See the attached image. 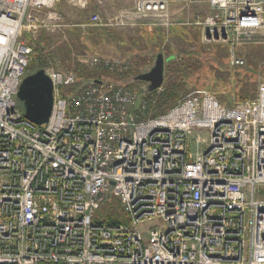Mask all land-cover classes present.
I'll use <instances>...</instances> for the list:
<instances>
[{"label":"built area","instance_id":"2783aa9c","mask_svg":"<svg viewBox=\"0 0 264 264\" xmlns=\"http://www.w3.org/2000/svg\"><path fill=\"white\" fill-rule=\"evenodd\" d=\"M62 1L0 0V264H264V82L233 105L201 89L153 115L161 88L125 86L134 63L100 55L93 66L117 80L82 85L43 68L54 101L36 126L17 98L34 53L24 35L69 27ZM172 1L134 0L109 24L93 14L80 26L170 28ZM177 2L204 4L184 24L205 43L236 47L264 31V0ZM110 194L126 223L94 219ZM156 219L165 227L138 231Z\"/></svg>","mask_w":264,"mask_h":264},{"label":"rangeland","instance_id":"374dc122","mask_svg":"<svg viewBox=\"0 0 264 264\" xmlns=\"http://www.w3.org/2000/svg\"><path fill=\"white\" fill-rule=\"evenodd\" d=\"M65 1L73 5L67 0H63L62 2ZM177 1L178 0H173L171 5L172 20L176 23V25L174 26H181L182 24L186 23V21L189 20L192 15L204 10V4H202L201 2L182 10V4L178 3ZM75 7L86 9L88 7V2L86 0V8L81 7L80 5H77ZM91 12L89 14L90 17L91 14L93 15L94 13L93 11ZM113 17H115V15H113L112 17H108L107 19H103L101 17L103 24H109ZM76 22L77 21L70 23L66 21V23L70 26L59 31H47L44 29H39L35 33L37 37L35 40H33V42L31 40L32 37L30 34H27L26 36L24 35V38L30 40L33 48L37 49L35 53L38 57V65L36 64L30 66L28 74L32 73L34 71V68H38L40 66L45 68L46 66H49L60 71L72 70L77 74V69L87 71L91 74H96V76H99V74H103L106 72L110 75V77H107V75L103 77L102 80H117L114 79L115 77H111L113 75H111L107 70H97V68L92 64V59L95 56L116 55L123 58L128 57L134 63L132 73H130L125 80H121L122 84L129 85V87H137L139 90L144 91L145 89L147 90V83L136 80L137 76H135L134 74L137 71L136 64L139 63L141 65L138 69V74L144 73L149 71L152 65L154 66L156 61L155 55L157 58V54L160 51L165 54V57H168L170 55L179 56L184 52L188 53L194 49L196 50L199 48V46L205 56L211 53H215L217 57H220V60H218L217 63L220 65L223 71H219L216 74L217 79L215 80V83L211 82V84H215L217 86L219 85L220 87L228 85L227 80L229 75L231 73L235 74L234 72L240 70L239 67L243 66L234 64V58L244 60V65H247L248 63L253 64L257 71L261 72V75L264 74V31H262L261 33H255L251 36V39L241 41V44H237L236 47H233L230 44L222 42L205 43L201 30H197L198 32L196 38L194 36V33L193 36L191 35V39L185 40L179 35L175 36L174 34H172L170 29L174 26H171L170 28L152 27V29L160 28L164 31V35L160 36V32H157L153 35V38L151 37L149 32L142 31V25L129 26L132 28H127L126 30L123 27L116 28L111 26H101L100 28L108 29V31H110V39H106V42H102L98 40V35H100L98 30L86 26H80L82 23L80 21L79 23ZM178 23H181V25H179ZM183 26L186 27L185 24ZM42 35H45V37L47 38L48 44L46 45V48H42L37 44ZM198 38H200V44H198ZM81 41H83L85 44H83V42L81 43ZM120 43H122V45H120ZM148 58L150 59V62H146ZM57 66L59 69H57ZM245 67L242 69H245ZM207 68L208 71L214 69V67H212L210 63L201 61V58L192 62L191 67H189L190 73L194 72L197 75H205L200 76L201 81L198 82L199 85L203 83L206 77L207 81L209 80L208 76L210 75L207 74ZM168 77L170 78L169 74ZM165 82L166 81L164 80L163 84H165ZM165 88L166 86L164 87V85H162L161 92H159L158 94L157 103L151 109V113L153 115L163 113L170 108H168V106L170 105V101H167L165 103L162 101L165 95ZM196 89L201 88H195L194 90ZM194 90H191V92ZM217 97L220 99V96ZM18 103L20 108L23 109L22 102L18 101ZM201 136L204 138H209V135L207 133H203ZM195 139L196 134L193 137V141L190 147V150L193 153H195L197 150ZM203 148H205V146L201 145L199 149L202 150ZM119 206V211H121L120 216L127 220L125 216L126 214H124L120 204ZM105 211L106 209L102 208L100 213L104 214L106 213ZM119 211H117V213ZM164 227L165 224L160 219H156L140 225L138 227V231L146 237L151 231Z\"/></svg>","mask_w":264,"mask_h":264},{"label":"trees","instance_id":"16d2710c","mask_svg":"<svg viewBox=\"0 0 264 264\" xmlns=\"http://www.w3.org/2000/svg\"><path fill=\"white\" fill-rule=\"evenodd\" d=\"M170 30L172 34H174L175 36L179 35L181 38L188 40L192 38L191 35L193 36L194 33H195L194 36L196 38L198 32L197 30L199 29L197 27H189V26L184 27L183 25H181V26H174ZM148 32L152 38L153 35L156 34L157 32H160L159 33L160 36L164 35V31L160 28L150 29ZM197 40H198V44H200L199 42L200 38H198ZM82 42L83 41H81V43ZM37 44L42 48H46V45L48 43L45 35H42L40 37ZM83 44L85 43L83 42ZM36 50L37 49L35 48L31 66L36 64L38 65V57L35 53ZM159 53H162L165 57V54L162 51H160ZM165 58L168 59L165 62V68H164V80L166 82L163 85L164 87L166 86L165 88L166 90L162 101L164 103L170 101V105L168 106V108L169 107L171 108L172 106L176 105L179 99L189 94L191 90H194L195 88L209 90L212 93H214L216 96H220V101L224 105H233L237 102H242L248 98H255L259 82L261 81L264 82V74L261 75V72H258L253 64L248 63L247 65L245 64L243 66H240L239 67L240 70L235 71L234 72L235 74L231 73L229 75L227 80L228 85L220 87L219 85L217 86L215 84H211V82L215 83V80L217 79L216 74L219 71L220 72L223 71L220 65L217 63V61L220 60V57H217L215 53H211L205 56L200 46L198 49L196 50L194 49L188 53L184 52L179 56L170 55ZM200 58L201 61L210 63V65H212L214 69L208 71L207 68V74L210 75L208 76L209 80L207 81V77L206 78L204 77L205 79L203 83L199 85L198 82L201 81L200 76H205V75H200V74L197 75L194 72L190 73L189 67H191L192 62ZM155 59H156V55H155ZM140 66L141 65L139 63L136 64L137 71L134 73L135 76L138 75L139 73L138 69ZM244 67L245 69H242ZM38 69H43V67L40 66L38 68H34V71L32 73H34L36 70L38 71ZM57 69H59L58 66ZM77 71L79 74V80L82 85H87L93 81H100L103 79V77L107 75H108L107 77H110V75L106 72L103 74H99V76H96V74H91L81 69H77ZM168 74L170 78L168 77ZM125 79L126 77L124 78V80ZM125 86L129 87V85H125ZM201 89H196V90H201ZM119 204L120 203L118 198L115 195L110 194L101 204L99 210L95 214L94 219L96 221L106 222L109 224L126 223L127 220H125L122 216H120L121 211H119L120 209ZM102 208L106 209L105 211L106 213L104 214L100 213ZM117 211L119 212L117 213Z\"/></svg>","mask_w":264,"mask_h":264},{"label":"water","instance_id":"95a60500","mask_svg":"<svg viewBox=\"0 0 264 264\" xmlns=\"http://www.w3.org/2000/svg\"><path fill=\"white\" fill-rule=\"evenodd\" d=\"M167 60L159 53L154 66L149 71L137 75L136 80L147 83L148 92H154L162 87ZM17 98L22 102L25 118L30 123L42 126L48 122L54 96L53 83L44 69H39L24 78Z\"/></svg>","mask_w":264,"mask_h":264},{"label":"crops","instance_id":"0c3cea01","mask_svg":"<svg viewBox=\"0 0 264 264\" xmlns=\"http://www.w3.org/2000/svg\"><path fill=\"white\" fill-rule=\"evenodd\" d=\"M88 7L86 9L77 8L69 3L61 2L58 5L60 14L64 17L67 22L82 23L84 25L90 21V12L93 11V14H99L103 19L117 15L119 12L124 10H130L134 7V0H87ZM92 13V12H91ZM89 15V16H88ZM92 16V14H91ZM80 25V24H79ZM95 27V28H94ZM97 26H90L95 30H98L100 35H98L99 41H105L110 39V31L108 29L100 28ZM125 30L132 27H123ZM142 31L148 32L152 27L142 26ZM112 29V28H111ZM116 30V29H113ZM148 35V34H146ZM106 42V41H105ZM122 45V43H120ZM131 54V53H130ZM148 58L146 62H150Z\"/></svg>","mask_w":264,"mask_h":264}]
</instances>
